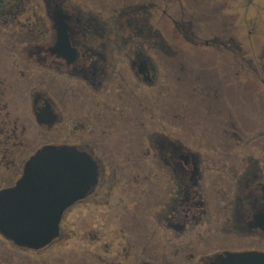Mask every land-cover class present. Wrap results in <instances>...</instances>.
Listing matches in <instances>:
<instances>
[{
  "label": "flooded vegetation",
  "instance_id": "1",
  "mask_svg": "<svg viewBox=\"0 0 264 264\" xmlns=\"http://www.w3.org/2000/svg\"><path fill=\"white\" fill-rule=\"evenodd\" d=\"M162 2L166 5L169 1L123 0L119 6L118 3L104 4V10L111 12L110 17L104 19L101 14L87 10L84 0H0V192L16 188L28 162L48 146L88 153L99 172L92 192L64 213L60 236L49 246L40 250L23 248L0 234L3 244L0 264H16L11 262L12 255L19 257L18 264L45 263L38 260L39 256L59 253L66 243L78 237L74 230L78 211L93 205L112 210V201L131 206L132 211L125 210L127 216L118 217L121 222L117 228L98 225L78 231L83 235L82 239H77L81 246L73 252L75 255L94 260V264H205L208 256L196 261L195 251L182 246L181 240L209 223L211 207H220L225 220L220 230L209 225L208 235L214 230L218 233L215 239L224 237L223 233L256 237L259 244L232 249L231 245H221L214 247L218 251L212 255L264 253V226L259 223V217L264 215V154L257 157L251 151L235 150L246 145L257 147L264 142V129L248 128L245 132L249 133L245 135L238 128L239 121L233 111L220 115L223 117L220 125L225 127L223 132L233 143V149L214 152L215 156L229 160L224 163L230 173L223 187L228 197L217 205L211 202L206 184L211 175L204 159L210 157L188 148L177 134L148 131L143 139L147 145L145 150L117 153L126 162L133 161L122 168L95 141L97 128L104 120L109 122L107 129L116 127V118L108 119L103 114L104 110L115 112L117 98L122 100V93L113 92L109 99L103 95L110 89L109 79L130 78V91L124 89L123 92L133 98L139 86L150 94H155V90L161 94L166 89L161 85V73L166 77L167 70L159 65L158 55L163 52L172 57L178 53L165 43L151 23L152 12L161 10ZM168 8L163 9L165 15ZM170 18L186 35L185 23ZM111 32L116 38H108ZM187 40L197 46L233 52L237 58L228 69L233 77H241L247 66L253 68L244 52L239 48L235 52L229 47L230 40L220 37L204 42L197 38ZM212 61L204 66L205 74H213L215 79L207 92L210 94H205L212 105L220 101L218 104L227 108L225 91L235 90L250 102L255 99L264 108V88L256 81L264 84L263 78L249 74L254 86L236 88L235 81L224 76L221 60ZM124 66L128 70H124ZM92 91L109 100L105 108L86 102V95H92ZM78 93L83 94L85 100L82 107L76 109L72 106ZM124 93L123 97L127 96ZM262 115L264 120V112ZM248 120L244 121L245 125L246 122L250 125ZM107 129L101 138L105 139L110 133ZM130 168L133 170L124 182L121 171ZM145 201L150 211L147 230L142 229L143 224L139 225L140 207ZM136 248L141 252L136 253ZM46 264L57 262L52 259Z\"/></svg>",
  "mask_w": 264,
  "mask_h": 264
},
{
  "label": "rangeland",
  "instance_id": "2",
  "mask_svg": "<svg viewBox=\"0 0 264 264\" xmlns=\"http://www.w3.org/2000/svg\"><path fill=\"white\" fill-rule=\"evenodd\" d=\"M84 1L85 6L88 8L87 10H91L95 14H101L104 19H107L110 17L111 12L107 13L104 10V4L112 5L113 3H118L119 6L123 0H105V2H102L104 0ZM138 1L143 2L144 0ZM166 1L169 2L166 5L162 2L161 6L163 8L161 10H156L151 15L153 28L164 39L165 43L178 53V55L172 57L164 55L163 52H160L161 54L159 53L158 55L160 56V59H158L160 60L159 65L165 67L163 68L164 71L167 70L166 77L164 73H161V85L162 87L166 86V89L161 93L162 95L158 94L157 90H155V94H150L149 91H143L142 87L139 86L133 98L128 92H123L124 89L130 91V78L116 79V77H112L109 79L110 82L112 81L111 83L109 82L110 89L103 93V95H106L109 99L112 97L113 92L116 94L122 93V100L117 98L118 104L115 112L109 110L108 113L104 110L105 113L103 114L108 119L116 118V127L115 129H107L106 126H108L109 122L104 120L105 123L99 125L97 128L95 141L101 146V149L104 147L108 152V156H111L112 160H116L117 164L122 168L128 167L127 165H131L133 161L126 162L117 153L123 150L133 151V153L145 150L147 145L143 139H145L148 131H162L167 135L177 134L188 148L201 151L205 153V156L210 157V159H204V161H207L206 166L210 167L209 174L211 175L206 184L210 190L211 202L217 205L221 202L220 200L228 197L225 195L223 187H226L227 175H230V173L229 170L227 171V168L229 169L228 165L224 163L229 160L220 155L215 156L214 152L225 153L233 149V143L225 137L223 132L225 127L220 125V121L223 118L220 115H227V111L229 110L233 111L239 121L238 128L245 135H248L249 132H245L248 128L264 129L262 115L264 108L255 99L250 102L235 93V90L225 91L227 108L219 105L220 101L212 105V102L205 94H210L207 92H210V87H212L215 79H213V74H205L204 66L207 64V61L210 62L212 59L216 61L217 59L221 60L224 76L228 80L233 79L237 84L236 88L238 86H254L251 84L250 80L252 78L249 74L253 77L258 76L264 79V0ZM165 6L169 7L166 15L163 12ZM170 17L174 18L176 22L185 23L186 35L181 32L180 27H176L173 19ZM108 35V38H116L114 32L108 33ZM219 37L223 40H230L231 45L229 47L233 51L236 52V48H239L244 52L247 55V60H251L253 68L247 66L246 72L241 77H233L232 73H230L231 71H228L231 68L230 63L237 58L233 52L225 48L217 49L210 46H197L187 40L188 38H197L204 42L205 40L210 41ZM115 54H118V52H115ZM118 68L122 69L121 64H118ZM125 68L124 70H128ZM114 81H116V84H112ZM256 81L263 89L264 84H261V80L256 79ZM119 87L122 90H118ZM123 93L127 94V96L123 97ZM95 94L92 91V95H86V102L91 103L92 106L98 105L100 109L101 107L105 108L104 104L109 100H106L104 97L102 98V96L98 97ZM164 97L167 99H163ZM84 100L83 94L78 93L75 104L72 107L76 109L81 108ZM224 103L225 100H223ZM100 112L99 110L98 114ZM151 114H153V118H150ZM247 120L250 122V125L247 122L245 125L244 121ZM240 121L244 123L241 124ZM142 123H145L146 126H142ZM106 129L110 133L108 132L106 134L107 137L103 139L101 137L105 136L103 131ZM258 145L261 146L258 147ZM258 145L257 147L246 145L235 150L240 152L251 151L258 157L264 154V142ZM131 169L121 171L124 182H127L126 175L133 170ZM112 203L114 204L112 210L100 205H93L89 209H82L80 211L77 210L74 230L77 232L76 235L78 237L66 243L64 249L60 250L59 253L39 256L38 260L40 262L45 261V263L40 264L50 263L52 259L57 264H94V260L83 259L81 255L73 253L77 252L81 246V241L77 239H82L83 234L78 233V231L88 229V226L98 225L99 227L107 226L109 229L117 228L121 222L118 217L122 214L127 216L125 210L127 212L132 211V207L122 202L112 201ZM147 205V201H145L142 207H140L141 213L139 216V225L142 226L143 224L142 229L144 228L145 230H147L148 218L150 220V211ZM219 209L220 207H211L212 214L209 218V223H204L199 229L187 234L181 240L182 246L195 251L196 261L200 257L211 256L216 253L218 250L214 249V247L221 245H231V249L251 244L259 245L256 237H242L223 233L224 237L215 239L214 236L218 235V233L214 230H212L213 233L211 235H208L206 229L209 225L219 230L223 226L225 219L223 211H219ZM104 213L106 216L102 217ZM129 230L131 234L132 227ZM1 240L0 238V247L3 246ZM171 242L173 243L174 241L171 240ZM135 252H141V250L136 248ZM18 258L17 255H12L11 262L20 263Z\"/></svg>",
  "mask_w": 264,
  "mask_h": 264
},
{
  "label": "water",
  "instance_id": "3",
  "mask_svg": "<svg viewBox=\"0 0 264 264\" xmlns=\"http://www.w3.org/2000/svg\"><path fill=\"white\" fill-rule=\"evenodd\" d=\"M98 167L79 149L48 146L27 164L17 187L0 192V234L16 246L40 250L57 240L64 213L98 183ZM264 226V215L259 217ZM205 264H264V253L208 256Z\"/></svg>",
  "mask_w": 264,
  "mask_h": 264
}]
</instances>
